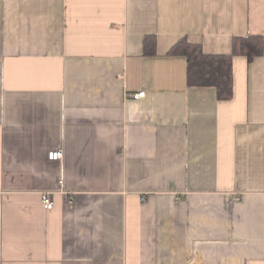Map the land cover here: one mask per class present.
<instances>
[{
  "label": "crops",
  "instance_id": "1",
  "mask_svg": "<svg viewBox=\"0 0 264 264\" xmlns=\"http://www.w3.org/2000/svg\"><path fill=\"white\" fill-rule=\"evenodd\" d=\"M0 264H264V0H0Z\"/></svg>",
  "mask_w": 264,
  "mask_h": 264
},
{
  "label": "trees",
  "instance_id": "2",
  "mask_svg": "<svg viewBox=\"0 0 264 264\" xmlns=\"http://www.w3.org/2000/svg\"><path fill=\"white\" fill-rule=\"evenodd\" d=\"M155 38L145 36L142 44L144 55L155 54ZM186 58V84L194 87H212L218 100H229L233 95L232 59L242 55L248 61L263 54V38L260 35L232 38L230 54H206L199 43L182 37L167 52Z\"/></svg>",
  "mask_w": 264,
  "mask_h": 264
},
{
  "label": "built area",
  "instance_id": "3",
  "mask_svg": "<svg viewBox=\"0 0 264 264\" xmlns=\"http://www.w3.org/2000/svg\"><path fill=\"white\" fill-rule=\"evenodd\" d=\"M132 98L138 99L144 96V92H138L131 95ZM62 157V151L60 149H55L49 152L48 158L51 160H57ZM42 203L45 209H50L52 207V201L47 195L42 197Z\"/></svg>",
  "mask_w": 264,
  "mask_h": 264
}]
</instances>
